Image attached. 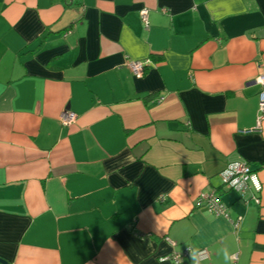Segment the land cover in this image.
<instances>
[{"label": "crops", "instance_id": "0c3cea01", "mask_svg": "<svg viewBox=\"0 0 264 264\" xmlns=\"http://www.w3.org/2000/svg\"><path fill=\"white\" fill-rule=\"evenodd\" d=\"M263 71L264 0H0V264H264Z\"/></svg>", "mask_w": 264, "mask_h": 264}, {"label": "built area", "instance_id": "2783aa9c", "mask_svg": "<svg viewBox=\"0 0 264 264\" xmlns=\"http://www.w3.org/2000/svg\"><path fill=\"white\" fill-rule=\"evenodd\" d=\"M142 22L145 27H149V9L144 8L140 12ZM151 60H130L128 62V67L130 71L137 78L144 76L148 64ZM257 82L261 86V91L259 93V113L257 117L256 130L260 131L262 124L264 122V71L259 75ZM78 115L71 111L70 109H65L59 117V121L63 126H72L77 122ZM223 187L227 190L235 191L240 196L243 197L246 203L250 201L256 202V204L261 205L262 198L261 194L263 191V184L260 177L251 165L247 161H233L229 162L226 168L221 172ZM163 200V199H162ZM198 206L207 208L211 213L216 216H223L229 218V212L225 204L222 202L218 192L211 191L209 193H202L198 200ZM243 221V217H238L233 221V226L237 230ZM164 240L170 244L172 247L176 246V243L168 236L164 237ZM191 250H186L185 252H174L171 255L162 257L161 262H168L170 264H184V259L190 255ZM198 260L204 261L210 259V253L207 249H201L195 252ZM234 259H237L234 256Z\"/></svg>", "mask_w": 264, "mask_h": 264}, {"label": "water", "instance_id": "95a60500", "mask_svg": "<svg viewBox=\"0 0 264 264\" xmlns=\"http://www.w3.org/2000/svg\"><path fill=\"white\" fill-rule=\"evenodd\" d=\"M4 263H6V262H4Z\"/></svg>", "mask_w": 264, "mask_h": 264}]
</instances>
